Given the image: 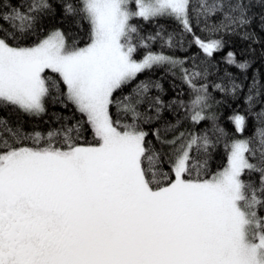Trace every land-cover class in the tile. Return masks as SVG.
Returning a JSON list of instances; mask_svg holds the SVG:
<instances>
[{"label":"snow or ice","instance_id":"1","mask_svg":"<svg viewBox=\"0 0 264 264\" xmlns=\"http://www.w3.org/2000/svg\"><path fill=\"white\" fill-rule=\"evenodd\" d=\"M133 2L136 11L129 7ZM61 4L65 16L82 13L88 20L87 46L68 47L59 30L33 46H21L19 41L54 11L52 3L31 0L25 6L20 0H0V21L8 24L0 27V109L44 113L45 98L60 87L45 74L50 70L62 80L67 101L86 118L96 144L78 143L80 121L49 132L41 146L39 133H24L0 118V264H264V216L258 212L264 206V108L257 114L262 127L248 139L233 141L227 166L211 179H202V165L192 150L199 152L202 147L206 152L207 135H191L174 148L170 176L158 170L161 157L146 140L149 133L138 125L152 117L124 103L130 96L113 99L144 71L179 67L195 93L189 105L193 123L206 119L208 87L196 83L205 73H189L180 60L163 53L148 52L142 60L134 59L132 36L138 30L130 21L136 17L176 20L210 62L222 51L224 41L197 36L191 14L219 15L209 31L235 34L251 25V9L264 7V0L196 4L192 0H78V4L61 0ZM242 38L259 42L254 33L245 32ZM167 44L173 46L171 35ZM139 46L147 47L143 38ZM225 62L242 72L250 67L248 61L238 63L232 52ZM230 84V88L214 87L233 96L243 90L235 79ZM253 85L245 98L250 107L264 95V85L256 80ZM150 86L160 88L159 83L137 85V104L147 99ZM113 103L132 114V124L114 123L109 113ZM162 106L157 96L149 110L155 107L159 114ZM230 119L242 133L245 117L237 114ZM152 134L160 138L159 130ZM30 139L33 146H25ZM245 172L258 174V186L241 179Z\"/></svg>","mask_w":264,"mask_h":264},{"label":"trees","instance_id":"2","mask_svg":"<svg viewBox=\"0 0 264 264\" xmlns=\"http://www.w3.org/2000/svg\"><path fill=\"white\" fill-rule=\"evenodd\" d=\"M54 11L44 15L37 23L35 30L21 41V46H33L45 39L50 33L59 30L65 38L68 47H84L90 43L91 26L83 14L77 16H65L61 0H50ZM78 4V0H73ZM193 4L199 0H192ZM213 0H208L212 3ZM20 3L27 6L31 0H20ZM131 10H135V3L129 5ZM249 15L252 17V23L246 29H241L235 34L217 33L213 35L209 28L218 23L220 16H209L205 18L194 12L190 16L193 30L197 36L207 41L209 39H222L224 46L222 51L215 53L209 59L205 57L201 49L193 42L191 35L184 33L181 25L174 19L168 17H156L149 20L136 17L130 21V24L138 30V35L133 34L132 43L136 47L133 54L134 59L143 58L148 52L163 53L166 56L174 57L180 60L183 67L192 72L205 73L196 81L197 86L201 83L208 87V107L204 109L203 114L206 119L199 123H193L192 109L190 102L195 97V93L190 91L189 85L183 79V73L180 68H171L169 65L154 67L151 70L140 73L130 84L124 86L113 94L114 101L123 100V97L130 96V101L137 111L142 115L152 117L150 121H138L139 128L148 132L147 141H151L152 147L159 153L161 161L158 170L167 172L171 176V161L174 158V148L185 143L191 135L205 136L209 140V147L205 152L201 147L199 152L194 147L192 155L198 157L200 176L202 179H209L213 175L223 170L227 165L229 155V146L238 137L248 139L262 127V121L258 119L257 114L264 108V95H261L253 102L250 107L245 103V98L249 94V88L254 87L253 81H259L264 85V7L254 6ZM0 27L8 28V24L0 21ZM160 33L157 36V33ZM254 33L259 41L253 43L251 39H243L245 33ZM169 35L173 37V46L169 47L167 40ZM154 37V39H149ZM143 38L147 47H141L140 40ZM183 40L178 44L177 40ZM12 43L11 41H9ZM235 54L236 61H248L250 67L246 72H242L236 66L225 62L227 53ZM206 70V72H205ZM49 78L59 82V90L52 92L45 98V112L41 115H29L14 107L0 109V118L6 119L13 127H19L24 133H39L42 137L41 146L45 143L48 133L55 130H64L65 126L71 127L81 122L82 134L78 143L81 146L95 145L96 140L89 125L84 123V118L76 111L75 106L66 99V89L63 86L58 74L46 70ZM227 74H231L230 76ZM235 79L243 84V90L238 91L235 96L227 92L217 90L214 85L222 84L225 88H230V80ZM141 82L150 85L159 83L160 88L150 86L147 99L143 103H136L137 97L134 90ZM264 92V88L261 89ZM159 96L163 101V106L157 114L155 107L149 110L151 101ZM183 102V105H181ZM110 116L114 123L120 125H129L133 123L132 114L124 112L113 103L109 108ZM240 114L245 117V126L243 132L235 130L234 122L230 117ZM213 117L215 119H213ZM217 129H222L221 133ZM120 130H123L121 127ZM159 130V139L152 133ZM183 133V137H181ZM75 135V132L72 133ZM58 139H62L58 138ZM176 141L173 145L170 141ZM25 146H33L32 140H28ZM195 172L191 178H195ZM241 179L245 182L255 181L259 184V176L256 173L249 175L245 172ZM259 215L264 216V206L258 209Z\"/></svg>","mask_w":264,"mask_h":264},{"label":"rangeland","instance_id":"3","mask_svg":"<svg viewBox=\"0 0 264 264\" xmlns=\"http://www.w3.org/2000/svg\"><path fill=\"white\" fill-rule=\"evenodd\" d=\"M133 11H136V8H135V10H133ZM55 31H56V30H55ZM53 32H54V31H53ZM90 42H91V41H90ZM86 46H87V45H86ZM84 47H85V46H84ZM80 48H82V47H80ZM142 59H143V58H141V59H139V60H142ZM136 60H137V59H136ZM139 60H138V61H139ZM236 115H237V114H236ZM238 115H240V114H238ZM234 125H235V124H234ZM235 128H236V127H235ZM235 130H236V129H235ZM240 139H243V138L238 137V138H236L235 140H240ZM235 140H233V141H235ZM226 166H227V165H226ZM226 166H225V167H226ZM225 167H224V168H225ZM221 171H222V170H221ZM209 179H211V178H209Z\"/></svg>","mask_w":264,"mask_h":264}]
</instances>
